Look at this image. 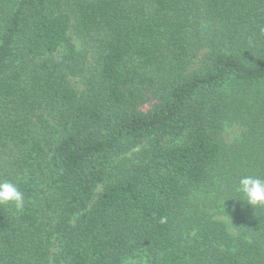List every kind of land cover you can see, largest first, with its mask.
<instances>
[{
	"label": "trees",
	"instance_id": "1",
	"mask_svg": "<svg viewBox=\"0 0 264 264\" xmlns=\"http://www.w3.org/2000/svg\"><path fill=\"white\" fill-rule=\"evenodd\" d=\"M245 175L264 0H0V181L25 198L0 206V264H264Z\"/></svg>",
	"mask_w": 264,
	"mask_h": 264
},
{
	"label": "clouds",
	"instance_id": "2",
	"mask_svg": "<svg viewBox=\"0 0 264 264\" xmlns=\"http://www.w3.org/2000/svg\"><path fill=\"white\" fill-rule=\"evenodd\" d=\"M235 192L251 208H264V178L245 175L238 179ZM11 205L17 212L25 207L24 194L11 182L0 181V206Z\"/></svg>",
	"mask_w": 264,
	"mask_h": 264
},
{
	"label": "rangeland",
	"instance_id": "3",
	"mask_svg": "<svg viewBox=\"0 0 264 264\" xmlns=\"http://www.w3.org/2000/svg\"><path fill=\"white\" fill-rule=\"evenodd\" d=\"M72 83L75 84L79 88L81 87L79 82H77L76 79H74V80L72 79ZM239 133H240L239 127L233 125L231 127L225 128V130L223 131V137L227 143H233L238 139ZM132 151L133 150H131L130 152H132ZM129 156L130 155L127 154L126 156L123 155L120 158H125V157H129ZM208 211L215 219H218L219 221L224 222L229 233L235 234V229L232 225V220H231L229 214L226 213L222 207H220L219 205H217L216 207L211 206L208 209ZM124 264H141V261H138L137 259H128V260L124 261Z\"/></svg>",
	"mask_w": 264,
	"mask_h": 264
}]
</instances>
